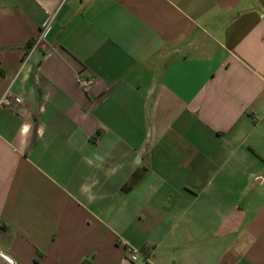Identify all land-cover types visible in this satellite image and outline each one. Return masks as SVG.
I'll return each mask as SVG.
<instances>
[{
    "label": "crops",
    "instance_id": "obj_1",
    "mask_svg": "<svg viewBox=\"0 0 264 264\" xmlns=\"http://www.w3.org/2000/svg\"><path fill=\"white\" fill-rule=\"evenodd\" d=\"M7 93L0 264H264V0H0Z\"/></svg>",
    "mask_w": 264,
    "mask_h": 264
},
{
    "label": "built area",
    "instance_id": "obj_2",
    "mask_svg": "<svg viewBox=\"0 0 264 264\" xmlns=\"http://www.w3.org/2000/svg\"><path fill=\"white\" fill-rule=\"evenodd\" d=\"M45 35H46V31H44L37 39V41L33 44V47L29 52V55H31L40 47V45L44 41ZM95 83L96 81L94 78H87L82 76L78 77V85L84 92H89L94 87ZM13 106H14V101L11 98L10 94L9 93L5 94L2 100L0 101V107L12 108ZM136 252H137L136 250H133V253ZM6 260L9 264H15L14 261L9 257H6Z\"/></svg>",
    "mask_w": 264,
    "mask_h": 264
}]
</instances>
